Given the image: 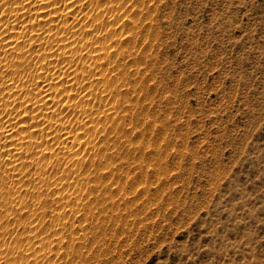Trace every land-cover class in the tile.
I'll list each match as a JSON object with an SVG mask.
<instances>
[{"label":"rangeland","instance_id":"374dc122","mask_svg":"<svg viewBox=\"0 0 264 264\" xmlns=\"http://www.w3.org/2000/svg\"><path fill=\"white\" fill-rule=\"evenodd\" d=\"M256 113L264 0H0V264H264Z\"/></svg>","mask_w":264,"mask_h":264},{"label":"bare ground","instance_id":"6f19581e","mask_svg":"<svg viewBox=\"0 0 264 264\" xmlns=\"http://www.w3.org/2000/svg\"><path fill=\"white\" fill-rule=\"evenodd\" d=\"M42 14H43V13H39V15H42ZM68 14H69V12H68ZM15 16H16V13H15ZM15 16H14V17H15ZM62 54H63V53H62ZM62 54H60V55H62ZM56 76H57V75H56ZM56 76H55V77H56ZM55 77H54V78H55ZM52 78H53V77H52ZM52 78H51V79H52ZM54 78H53V79H54ZM56 80H58L57 77H56ZM59 80H60V79H59ZM52 82H53V81H52ZM50 83H51V82H50ZM18 86H19V85H18ZM18 86H16V87H18ZM11 87H12V86H11ZM11 87H10L9 90H12ZM16 87H15V89H17ZM19 87H20V86H19ZM12 88H14V86H13ZM18 91H20L19 88H18V90H16V91L14 90L13 92H18ZM10 92H11V91H10ZM53 95H54V94H53ZM53 95H52V96H53ZM52 96H51V92H50V93H49V91H48V92H44V95L39 99V101H35V102H33V106L35 107V109H42V108H44V107H47L48 104L51 103V102H52V99L55 97V96H54V97L51 99ZM54 99H56V98H54ZM54 99H53V100H54ZM54 101H55V100H54ZM54 101H53V102H54ZM28 114H29V113H28ZM31 118H33V117L31 116ZM34 118H36V117L34 116ZM54 121H55V120H54ZM55 122H56V121H55ZM56 123H57V122H56ZM56 123H55V124H56ZM51 124H52V123H51ZM51 124H50V125H51ZM59 124H60V123H59ZM37 125H38V124H37ZM70 128H71V126H70ZM9 130L11 131V127H10V128L7 127L6 129H4V130L2 131V133H3V134H7V133L9 134V132H10ZM68 132H69V131H68ZM67 145H68V144H67ZM19 148H20V147H19ZM19 148H18V147H14V148L11 149L10 151H11V152H12V151H17ZM42 156H43V155H42ZM44 157H45V156H44ZM40 158H41V157H40Z\"/></svg>","mask_w":264,"mask_h":264},{"label":"snow or ice","instance_id":"6c2138e0","mask_svg":"<svg viewBox=\"0 0 264 264\" xmlns=\"http://www.w3.org/2000/svg\"><path fill=\"white\" fill-rule=\"evenodd\" d=\"M28 2L30 3L31 0H28ZM70 2H71V0H70ZM153 3H157V0H153ZM159 3H164V0H159ZM256 107L259 108L260 105L257 104ZM255 116H256L258 119H260V120H264V113H256ZM213 163H215V162H213Z\"/></svg>","mask_w":264,"mask_h":264}]
</instances>
